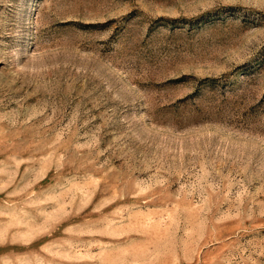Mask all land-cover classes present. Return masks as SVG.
<instances>
[{"label":"rangeland","instance_id":"374dc122","mask_svg":"<svg viewBox=\"0 0 264 264\" xmlns=\"http://www.w3.org/2000/svg\"><path fill=\"white\" fill-rule=\"evenodd\" d=\"M0 264H264V0H0Z\"/></svg>","mask_w":264,"mask_h":264}]
</instances>
